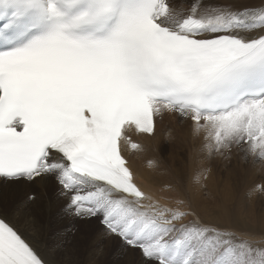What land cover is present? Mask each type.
Instances as JSON below:
<instances>
[{"label": "snow or ice", "instance_id": "obj_1", "mask_svg": "<svg viewBox=\"0 0 264 264\" xmlns=\"http://www.w3.org/2000/svg\"><path fill=\"white\" fill-rule=\"evenodd\" d=\"M165 112L209 155L264 164V2L0 0V178H54L67 215L144 264H264V236L190 220L137 183L121 142ZM0 264L46 261L0 218Z\"/></svg>", "mask_w": 264, "mask_h": 264}, {"label": "bare ground", "instance_id": "obj_2", "mask_svg": "<svg viewBox=\"0 0 264 264\" xmlns=\"http://www.w3.org/2000/svg\"><path fill=\"white\" fill-rule=\"evenodd\" d=\"M262 2L264 0H233L223 1L220 4L231 3L235 7H240L243 5L260 6ZM182 3L186 4L181 0H173V5L177 8ZM173 129H175L174 132H171ZM188 135L198 144L199 155L196 156V161H191L189 158L190 154L187 153L189 145L183 146L182 142L176 140L177 138L181 141L185 140ZM175 140L176 143L171 146ZM204 144L203 136H194L191 125L187 121L167 119L166 122L159 124L155 136L145 144L144 152L130 158V166L136 175L138 184L146 191L169 197V203L172 206H176V200L184 201L185 210H190L192 213L189 217L190 220L198 219L202 223L233 231L234 229L227 227L228 216L224 209L225 201H227L224 193L226 187L223 168L226 162L225 154L209 155ZM171 147L175 148L171 149ZM149 162L152 167H149ZM193 166L197 167V173L204 172L207 166L213 168L215 188L217 189V193H214V195L216 194L215 207L205 208L207 206L205 203L203 204L205 207L202 206L203 190L199 185L194 187V183H192L194 182ZM185 176L190 182H185ZM242 180V186L245 188L252 185V182L245 176L242 177ZM44 181H49V179H42L40 181L42 183L33 188L37 193H33L36 197L31 201L28 200L30 195L27 193L28 188L22 183L7 185L0 183V218L14 226L29 241L41 258L46 261V264H132L129 263V258L132 259L133 256L128 254V248L125 246H121L117 250L118 252L108 246L102 247L103 228L99 227L97 223L93 221L81 222V226L74 228L73 236L70 231L63 229V226L69 222L75 225H79V223L64 211L67 203L63 196L54 193V189L57 187ZM215 188L214 191L212 190L213 192L216 191ZM40 189L43 194L47 193L46 198ZM240 190H242L241 186ZM25 196H27L26 199ZM241 205L240 210L243 209ZM253 215H256V212L250 210L244 215L240 214L239 219H247V223H249L250 220L257 219ZM231 220L230 227L239 225L236 217H232ZM257 220V222H262L259 216ZM95 230L99 231V234L92 235ZM240 231V233H246L245 229H240ZM251 235L259 237L253 232ZM107 237L120 243L115 237ZM138 264H144L142 255Z\"/></svg>", "mask_w": 264, "mask_h": 264}, {"label": "rangeland", "instance_id": "obj_3", "mask_svg": "<svg viewBox=\"0 0 264 264\" xmlns=\"http://www.w3.org/2000/svg\"><path fill=\"white\" fill-rule=\"evenodd\" d=\"M223 1H233V0H205V3L220 4ZM181 2H185L186 4H188V3H191V0H181ZM174 130L175 129H173L171 132H174ZM176 140H179L180 142H182L183 146L189 145V152H187L190 154L189 158L191 161L193 160L196 161V156L199 155V150L197 149L198 147L197 141L192 140L189 135L185 140L181 141V139L179 138H177ZM176 140L171 143V146H173V144L176 143ZM174 148L175 147H171V149H174ZM166 149H168L167 146H166ZM225 160L226 162L223 168H224V175H225L224 178L226 179L225 180L226 187H225L224 193L226 194L225 197L227 201H225L224 209H225V212H227V216H228L229 224L227 227L232 230L234 229L233 231H236L237 233L241 232L240 229L241 230L245 229V232L248 234H252L253 232L254 235L258 236L259 233H261L264 236V228H263L264 227V195L253 193L252 191L257 184L264 183V164L258 161H254L250 156L245 158L244 154L237 150H233L231 153L225 156ZM192 170H193L192 175L194 176V182L192 183H194V187H197L199 185L201 189L203 190L202 195H201V198H203L202 206H204L203 204L205 203V206L207 205L206 207L204 206L205 208L210 209L212 208V206L215 207L214 203L216 201V194L214 195V193H217V189L215 188L216 187L215 186V175H214V172L212 171L213 168L207 166L205 167L204 172L200 171L197 173V170H198L197 167L193 166ZM243 176H245L248 180L252 182V185L250 187L245 188L244 186H242ZM197 177L200 178L199 182H197V179H196ZM185 182H190L186 176H185ZM209 186H210V190H209ZM237 186H239V188H237ZM240 186L242 190H240ZM214 188L216 190L215 192H213ZM56 189L57 188L54 189V193L59 194V190H56ZM205 190L207 191L206 193H205ZM211 191L213 194L211 193ZM40 192L42 193L41 189H40ZM207 194H209L210 196ZM32 195L34 194L32 193ZM42 195L44 196V198L47 197V193H44V194L42 193ZM26 197L27 196H25V199ZM35 197L36 195H34V199ZM28 200H29V197H28ZM240 205L243 208L242 210H240ZM250 210L253 212H256V215H253V216L257 219L259 216L262 222H257L258 221L257 219H252L249 221V223H247V219H239L240 214L244 215L245 213H248V211ZM232 217L237 218V220L239 221L238 226H234V227L229 226L230 222L232 221L231 220ZM77 222L79 223V225H75L72 222H69L63 226V229L70 231L71 236H73L75 234L74 228L76 229L77 227L81 226L82 225L81 222H84V221L77 220ZM93 222L96 223V221H93ZM249 227H253V228H249ZM250 230H254V231H250ZM95 234H99V231L97 232L95 230L92 232V235H95ZM261 234L259 235V237L262 236ZM102 241H103L102 247L108 246L116 251L119 250L121 246H123L116 240L109 239L105 235L102 237ZM128 252H129L128 254L133 256L132 259L129 258V263L138 264L140 260V256H141L140 252L137 250H132V249H128Z\"/></svg>", "mask_w": 264, "mask_h": 264}]
</instances>
